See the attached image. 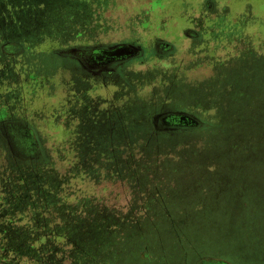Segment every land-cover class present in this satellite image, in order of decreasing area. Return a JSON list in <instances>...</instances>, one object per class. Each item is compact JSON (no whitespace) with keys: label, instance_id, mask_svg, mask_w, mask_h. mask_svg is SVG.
Instances as JSON below:
<instances>
[{"label":"rangeland","instance_id":"rangeland-1","mask_svg":"<svg viewBox=\"0 0 264 264\" xmlns=\"http://www.w3.org/2000/svg\"><path fill=\"white\" fill-rule=\"evenodd\" d=\"M117 43L144 56L126 75L62 54ZM248 45L264 52V0H0V264H264V108L228 96L218 59ZM244 54L229 68L264 81ZM163 109L204 124L162 132ZM15 119L37 157L11 150Z\"/></svg>","mask_w":264,"mask_h":264},{"label":"flooded vegetation","instance_id":"flooded-vegetation-1","mask_svg":"<svg viewBox=\"0 0 264 264\" xmlns=\"http://www.w3.org/2000/svg\"><path fill=\"white\" fill-rule=\"evenodd\" d=\"M117 44H123V43H117ZM126 44H132V43H126ZM156 44H157L156 47H154V49H153L154 53L156 55L164 56V55H166L168 53H171V51H172V44L171 43L164 42V41H159ZM132 45H134V44H132ZM110 46H113V45H108V46L99 45V46H93L92 48L110 47ZM75 48H77V47H74L73 49H75ZM86 48H88V47H86ZM141 53H142V51L139 54H137V55H135L133 57L126 58V59H119L120 57L117 56V55L114 56V55H110V54H107V53H104V52H103V57L102 58H99L100 55H97L98 57L95 58V59H92L95 56L87 57V60H86L87 62L86 61L84 62L81 58H78L77 56H73L72 59L75 60V62H77V65H78V69H77L78 73H77V75H79V77L82 76L80 78H89L90 79L91 76H94V77H97V78H104L107 75H109V73L110 74L119 73V75H126L127 74V72H126L127 70L130 71V70H132L134 68V66L131 65L132 63L130 64L129 62H132V60L134 58H138V57L143 59L144 56H142ZM262 53H264L263 49H262ZM93 55H96V54H93ZM238 69H240V68H238ZM255 70H257V69H255ZM148 72H150V73H147V75L153 74L152 73V69L150 71H148ZM254 73H255V71L253 72V74ZM230 74H231V80L234 83H235V81L237 79H240L241 75H242V74L237 73L236 71H230ZM235 75H238L239 78H236ZM164 76H166V75H164ZM169 83H170V79H168V83L165 86L151 87V88L154 91H156L157 88L165 89V88H167L169 86ZM227 83H228L227 87H230V78L228 79ZM262 83H263V81H262ZM147 86H149V85H147ZM188 86H190V85H189V81H187L186 78H184V79H182V81H180V91L182 89L186 90L188 88ZM170 91H172V90L170 89ZM228 92H229L228 96L230 97V91H228ZM162 93H164V92L162 91ZM258 96H259V94H258ZM261 98H264V94L261 95ZM194 100H195V102H198V101L200 103L202 102L197 97ZM197 105H198L197 107H201L199 104H197ZM251 106H252V109H254V110L257 109V111H259L261 108H264L263 106L257 108L258 106L254 102L251 103ZM202 108L207 110V109L210 108V105L203 106ZM261 111H262V109L260 110V112ZM202 112H204V111L202 110ZM205 112H207V111H205ZM175 113H186L188 115H191V116L197 118L200 123L198 125L186 126V125H175V124H172L170 122V120H168V121L165 120L166 122H164V124H158L157 118H156L157 115H160V114L161 115H168V114H175ZM154 123H155L156 128L158 130H161L162 132H165V131H171V130H175V131L176 130H180L181 131V130L186 129L187 127L189 128V130H194V129L197 130L199 127H201L204 124V121H202V119L199 118L198 116L190 113V111H188V110H183V109H163V110L159 111L158 113H156V115L154 116Z\"/></svg>","mask_w":264,"mask_h":264},{"label":"trees","instance_id":"trees-1","mask_svg":"<svg viewBox=\"0 0 264 264\" xmlns=\"http://www.w3.org/2000/svg\"><path fill=\"white\" fill-rule=\"evenodd\" d=\"M18 42L17 41H8L3 44V49L6 52L12 53V49L17 48ZM254 69V68H253ZM256 72L254 74H250V76L244 77L241 76L240 79H237L234 82L231 80L230 76V98L231 96H234L232 93V85H235V89L238 91L237 93H244L243 97L239 99L240 102L246 101L249 103L248 100L258 98V94L263 95L264 94V81L262 83L261 78H256V74L259 73V70H255ZM263 71V70H262ZM239 78V77H236ZM242 84V87L239 89L238 86ZM233 104V101H230V106H235L236 104ZM249 108V107H247ZM262 109V108H261ZM262 114V111L259 115ZM258 115V116H259ZM256 117V116H255ZM262 119L264 118L263 115H261ZM2 130L5 134V137H7L9 145L11 150L17 155V157H20L21 159H31L33 157H37L38 153H36V146L37 142L33 134V129H31L29 126H27L26 122L23 120H5L2 122ZM189 130V128H186ZM196 130V129H194ZM244 130H248V128H244ZM209 138H212L209 137ZM34 155V156H31ZM36 159V158H34ZM59 256V255H58ZM59 258V257H58ZM220 263L225 264V262L221 261ZM56 264H63V263H56ZM217 264V263H216Z\"/></svg>","mask_w":264,"mask_h":264},{"label":"water","instance_id":"water-1","mask_svg":"<svg viewBox=\"0 0 264 264\" xmlns=\"http://www.w3.org/2000/svg\"><path fill=\"white\" fill-rule=\"evenodd\" d=\"M141 51L142 49L140 47L134 46L132 44L123 43V44H115L110 47H97V48L83 47V48H75V49L72 48L64 51L62 54L77 56L78 58H81L85 62L87 60V57H91V56H95L92 59L97 58L98 57L97 55H100L99 58H102L103 52L114 56L117 55L120 57L119 59H126L139 54ZM156 118L158 124H164V122L168 120H170V122L175 125L189 126V125H198L200 123L197 118L188 115L186 113H175L168 115L160 114L157 115Z\"/></svg>","mask_w":264,"mask_h":264},{"label":"crops","instance_id":"crops-1","mask_svg":"<svg viewBox=\"0 0 264 264\" xmlns=\"http://www.w3.org/2000/svg\"><path fill=\"white\" fill-rule=\"evenodd\" d=\"M211 27V26H210ZM208 30H211L210 28H208ZM206 36H200V37H194V38H192V40H191V43L192 44H190V46L189 47H198V45H197V43L198 42H200V41H202V40H208V38H210V36L208 35V37L207 38H205ZM205 38V39H204ZM197 49V48H196ZM196 49L194 50V51H196ZM247 50H250V51H252V53H255L256 55H257V57H260V58H264L263 56H262V54L264 55V53H262L261 52V50H257L256 48H254V47H252V46H250V45H248V48H244L243 49V51H241V52H239V54H234V55H230V57H226V58H223V59H221V58H218L219 60H222L223 62H221V63H223V64H229V66H230V64L231 63H233V65L235 66V61H232L233 59H239V61H241V59H244L245 58V55L246 54H244L243 55V53H244V51H247ZM216 57H218V55L216 56ZM215 57V58H216ZM211 58H214V57H211ZM257 60H259L258 58H257ZM230 61H232V62H230ZM229 66H228V69H230V71H234V70H237V69H234V70H232L231 69V67L229 68ZM217 68H219V67H216L215 69L217 70ZM221 68H223V67H220L219 69H221ZM225 68V67H224ZM254 69H252V71H255V69H257V67L256 66H254L253 67ZM241 70H244V68H242ZM238 71V73L239 74H242V72L241 71H239V70H237ZM226 72V75L230 78V76H231V74L229 73V72H227V71H225ZM256 72V71H255ZM236 77H239L238 75H235ZM242 76V75H241ZM243 77H244V75H243ZM249 101V104H248V106L247 107H250L251 106V103L252 102H254L258 107L259 106H263L264 107V98H261V95L259 94V96H258V98L257 99H255L254 101H253V99H252V101L251 100H248ZM252 107V106H251ZM217 264H223V263H217Z\"/></svg>","mask_w":264,"mask_h":264}]
</instances>
